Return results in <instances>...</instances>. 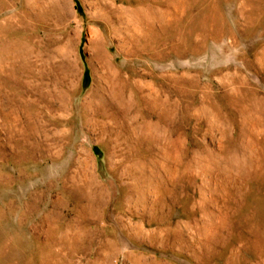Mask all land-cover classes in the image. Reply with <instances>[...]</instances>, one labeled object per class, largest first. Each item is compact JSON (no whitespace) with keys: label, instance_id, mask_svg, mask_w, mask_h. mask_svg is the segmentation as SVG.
Here are the masks:
<instances>
[{"label":"rangeland","instance_id":"rangeland-1","mask_svg":"<svg viewBox=\"0 0 264 264\" xmlns=\"http://www.w3.org/2000/svg\"><path fill=\"white\" fill-rule=\"evenodd\" d=\"M0 264H264V0H0Z\"/></svg>","mask_w":264,"mask_h":264}]
</instances>
